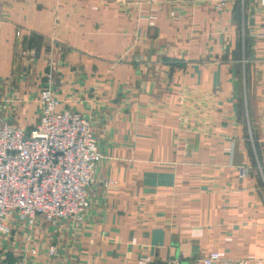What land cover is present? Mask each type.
<instances>
[{
    "label": "crops",
    "instance_id": "0c3cea01",
    "mask_svg": "<svg viewBox=\"0 0 264 264\" xmlns=\"http://www.w3.org/2000/svg\"><path fill=\"white\" fill-rule=\"evenodd\" d=\"M218 2L0 0V121L49 76L102 156L81 220L9 215L0 264H264V13Z\"/></svg>",
    "mask_w": 264,
    "mask_h": 264
},
{
    "label": "built area",
    "instance_id": "2783aa9c",
    "mask_svg": "<svg viewBox=\"0 0 264 264\" xmlns=\"http://www.w3.org/2000/svg\"><path fill=\"white\" fill-rule=\"evenodd\" d=\"M258 3L264 13V0ZM218 6H224V0H219ZM47 77L38 92L37 120L31 130L0 121V234L8 232L10 214L30 228L36 216L52 223L78 222L88 207L93 168L102 156L88 120L58 107ZM245 171V167L239 168L241 175ZM47 253L54 254L52 245ZM200 264L249 263L246 259H221L210 251Z\"/></svg>",
    "mask_w": 264,
    "mask_h": 264
},
{
    "label": "rangeland",
    "instance_id": "374dc122",
    "mask_svg": "<svg viewBox=\"0 0 264 264\" xmlns=\"http://www.w3.org/2000/svg\"><path fill=\"white\" fill-rule=\"evenodd\" d=\"M235 1H236L237 3H239V2H241V1H243V0H235ZM236 5H237L236 7H237V10H238L239 5H238V4H236ZM237 12H238V11H237ZM10 215H11V214H10ZM6 220H7V219H6ZM45 222H47V221H45ZM6 225H7V224H6ZM7 226H8V225H7ZM8 228H9V227H8ZM9 231H10V228H9V230H8L7 233H5V234H4V233H3V234L1 233L0 235H9V233H10ZM16 261H17V260H16Z\"/></svg>",
    "mask_w": 264,
    "mask_h": 264
}]
</instances>
